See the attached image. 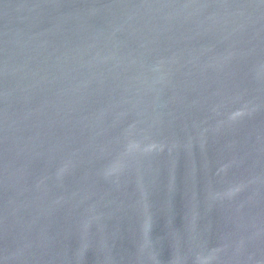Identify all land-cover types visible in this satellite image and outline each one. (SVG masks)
Returning <instances> with one entry per match:
<instances>
[{
  "label": "water",
  "instance_id": "water-1",
  "mask_svg": "<svg viewBox=\"0 0 264 264\" xmlns=\"http://www.w3.org/2000/svg\"><path fill=\"white\" fill-rule=\"evenodd\" d=\"M0 264H264V0H0Z\"/></svg>",
  "mask_w": 264,
  "mask_h": 264
}]
</instances>
